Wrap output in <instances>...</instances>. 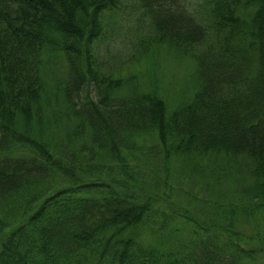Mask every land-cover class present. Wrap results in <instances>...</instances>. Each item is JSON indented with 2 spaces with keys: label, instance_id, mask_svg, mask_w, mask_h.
<instances>
[{
  "label": "trees",
  "instance_id": "1",
  "mask_svg": "<svg viewBox=\"0 0 264 264\" xmlns=\"http://www.w3.org/2000/svg\"><path fill=\"white\" fill-rule=\"evenodd\" d=\"M128 3L143 76L95 61ZM203 5L0 0V264H262L264 0Z\"/></svg>",
  "mask_w": 264,
  "mask_h": 264
},
{
  "label": "rangeland",
  "instance_id": "2",
  "mask_svg": "<svg viewBox=\"0 0 264 264\" xmlns=\"http://www.w3.org/2000/svg\"><path fill=\"white\" fill-rule=\"evenodd\" d=\"M189 9L200 12L204 7V0H181ZM135 3V2H132ZM132 3L124 5L114 17L112 24L106 28L103 39L97 41L93 46L96 63L103 71L115 70L118 74H139L145 75V62H134V49L131 43L134 38L145 34L147 24L146 17L142 15L140 9H136ZM107 21V20H106ZM135 56V55H134ZM144 62V63H143ZM188 64L184 60H173L169 57L157 58L155 72L160 76L162 85L169 87L172 93L178 87H173L183 79L187 73ZM62 71V68H58ZM63 72V71H62ZM141 83L145 84V78H140ZM264 264V259L262 260Z\"/></svg>",
  "mask_w": 264,
  "mask_h": 264
}]
</instances>
